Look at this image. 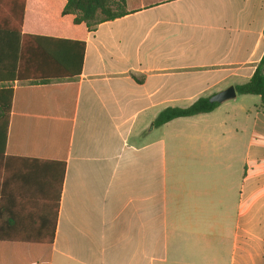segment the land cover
Returning a JSON list of instances; mask_svg holds the SVG:
<instances>
[{
	"label": "crops",
	"instance_id": "0c3cea01",
	"mask_svg": "<svg viewBox=\"0 0 264 264\" xmlns=\"http://www.w3.org/2000/svg\"><path fill=\"white\" fill-rule=\"evenodd\" d=\"M66 4L0 0V42L13 31L86 43L75 79L0 83L15 90L0 264H264L261 98L153 127L251 80L264 0H127L128 15L91 32Z\"/></svg>",
	"mask_w": 264,
	"mask_h": 264
},
{
	"label": "trees",
	"instance_id": "16d2710c",
	"mask_svg": "<svg viewBox=\"0 0 264 264\" xmlns=\"http://www.w3.org/2000/svg\"><path fill=\"white\" fill-rule=\"evenodd\" d=\"M113 4L118 6L113 10ZM127 0H67L63 16L74 15V25H85L88 32L103 22L112 21L128 15ZM24 4L11 14L19 23L23 17ZM15 13V14H14ZM15 42H0V63L9 61L1 56H11L9 70L0 74V83L29 81L31 84L46 85L55 81L72 80L80 76L83 69L86 43L84 41L60 39L45 36H21L11 31L8 37ZM251 80L235 89L238 95H253L261 98L264 109V56ZM15 90L11 86L0 87V151L4 152L8 142L9 117ZM209 98H201L188 108H168L153 122L159 128L179 118H189L211 113L219 104L211 103Z\"/></svg>",
	"mask_w": 264,
	"mask_h": 264
},
{
	"label": "water",
	"instance_id": "95a60500",
	"mask_svg": "<svg viewBox=\"0 0 264 264\" xmlns=\"http://www.w3.org/2000/svg\"><path fill=\"white\" fill-rule=\"evenodd\" d=\"M237 97V91L234 86H230L229 88L219 92L210 98L211 103L223 104L227 101L233 100Z\"/></svg>",
	"mask_w": 264,
	"mask_h": 264
},
{
	"label": "rangeland",
	"instance_id": "374dc122",
	"mask_svg": "<svg viewBox=\"0 0 264 264\" xmlns=\"http://www.w3.org/2000/svg\"><path fill=\"white\" fill-rule=\"evenodd\" d=\"M111 1H113L115 3L117 0H111ZM117 9H118V6L113 4V10H117Z\"/></svg>",
	"mask_w": 264,
	"mask_h": 264
}]
</instances>
